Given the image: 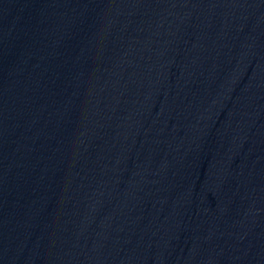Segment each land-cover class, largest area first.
<instances>
[{"label":"water","instance_id":"95a60500","mask_svg":"<svg viewBox=\"0 0 264 264\" xmlns=\"http://www.w3.org/2000/svg\"><path fill=\"white\" fill-rule=\"evenodd\" d=\"M0 264H264V0H0Z\"/></svg>","mask_w":264,"mask_h":264}]
</instances>
